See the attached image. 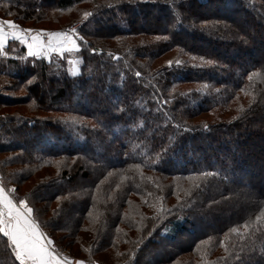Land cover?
Returning <instances> with one entry per match:
<instances>
[{"label":"trees","instance_id":"1","mask_svg":"<svg viewBox=\"0 0 264 264\" xmlns=\"http://www.w3.org/2000/svg\"><path fill=\"white\" fill-rule=\"evenodd\" d=\"M0 19L87 42L75 74L0 53V181L70 260L264 264V0H0Z\"/></svg>","mask_w":264,"mask_h":264},{"label":"snow or ice","instance_id":"2","mask_svg":"<svg viewBox=\"0 0 264 264\" xmlns=\"http://www.w3.org/2000/svg\"><path fill=\"white\" fill-rule=\"evenodd\" d=\"M83 15L87 19L93 14L85 12ZM9 40L25 45L29 55L34 57L43 55L50 58L52 53L63 56L66 52H79L81 44L78 43V40L83 41L87 46L84 37L80 36L76 28H71L69 31H47L44 29L37 31L24 29L12 20L0 19V53L4 52ZM97 51L95 48L92 49L93 53ZM182 63L181 60H170L167 62V66L172 67L175 64L180 67ZM252 75L254 74L249 75V80L252 79ZM136 76L139 77L140 73L137 72ZM134 167L139 168L140 165ZM111 175L112 173H109V176ZM119 187L120 185H117V188ZM10 192H15V188L9 190L0 181V235L6 238L15 261L18 264H69V258L63 257L57 251L53 240L42 230L33 215L34 209L25 199L14 200ZM262 216H264V212H262ZM260 219L261 216H257V220ZM231 231L237 232V229L233 228ZM73 264H83V262L75 261Z\"/></svg>","mask_w":264,"mask_h":264},{"label":"rangeland","instance_id":"3","mask_svg":"<svg viewBox=\"0 0 264 264\" xmlns=\"http://www.w3.org/2000/svg\"><path fill=\"white\" fill-rule=\"evenodd\" d=\"M62 16H64V15H62ZM61 16V17H62ZM63 21H65V16L64 17H62L61 18ZM61 20V21H62ZM19 26H21V25H19ZM22 28H24V29H34V30H37V31H39V30H41V29H43V28H52L53 30H48V31H56V30H54L55 28H58L57 27V25H55V24H48V25H30V24H26V26H21ZM71 28H75V27H70L68 30H70ZM45 30V29H44ZM13 41V40H12ZM17 42V41H16ZM19 43V42H18ZM20 44V43H19ZM22 45V44H21ZM22 46H25V45H22ZM26 47V46H25ZM27 49V48H26ZM26 55L29 57V58H33L34 59V56H30L29 55V53H28V51H26ZM65 57V59H66V63H67V69H68V72L69 73H72V74H75L77 71H78V65H79V63H80V60H79V52H77V51H72L71 53H68V52H66L63 56H60V55H58V54H55V53H52L51 55H50V58L49 57H46V56H41V57H35V58H37V59H44V60H46L47 62H49V61H53V59H54V57ZM63 60V59H62ZM69 61H71V62H69ZM10 111H12V110H10ZM209 119L210 120H212V121H217V118L215 117V114H212V115H209ZM226 119H230V118H226ZM263 119H264V116H263ZM255 142V141H254ZM263 144L261 143V141L260 142H255V144L253 145V146H250V150L251 151H254L255 149H257V148H255V147H259V148H261V147H263L262 146ZM249 148V147H248ZM262 156H264V155H262ZM187 186L189 187L190 186V184L188 183L187 184ZM13 188H16L14 185H12V184H10V186L7 188V189H9V190H11V189H13ZM16 190V189H15ZM10 195L12 196V198L14 199V200H16V194H15V192H10ZM61 244H63L64 246H66V244H64L63 242L61 243ZM55 246V248L57 249V251L63 256V257H68L69 258V252H68V250H66L65 248V250L63 249V248H60V247H57V245H54ZM59 248V249H58ZM147 258L148 259H151V258H154V253H152V252H148L147 254ZM149 256V257H148ZM147 258H146V260H147ZM70 260V259H69ZM79 260V259H78ZM148 261V260H147ZM146 261V262H147ZM73 262H75L74 260H70L69 261V264H72ZM85 264V263H84Z\"/></svg>","mask_w":264,"mask_h":264},{"label":"crops","instance_id":"4","mask_svg":"<svg viewBox=\"0 0 264 264\" xmlns=\"http://www.w3.org/2000/svg\"><path fill=\"white\" fill-rule=\"evenodd\" d=\"M26 48V47H25ZM26 51H28L27 49H26ZM73 264V263H72Z\"/></svg>","mask_w":264,"mask_h":264}]
</instances>
